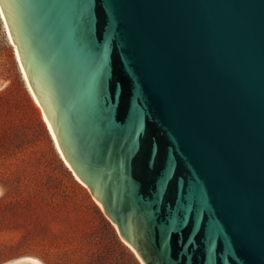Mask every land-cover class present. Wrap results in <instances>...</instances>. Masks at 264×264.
<instances>
[{
    "label": "water",
    "instance_id": "obj_1",
    "mask_svg": "<svg viewBox=\"0 0 264 264\" xmlns=\"http://www.w3.org/2000/svg\"><path fill=\"white\" fill-rule=\"evenodd\" d=\"M67 160L143 264H264V0H0Z\"/></svg>",
    "mask_w": 264,
    "mask_h": 264
},
{
    "label": "rangeland",
    "instance_id": "obj_2",
    "mask_svg": "<svg viewBox=\"0 0 264 264\" xmlns=\"http://www.w3.org/2000/svg\"><path fill=\"white\" fill-rule=\"evenodd\" d=\"M108 225L143 264L60 158L0 15V264H132Z\"/></svg>",
    "mask_w": 264,
    "mask_h": 264
},
{
    "label": "bare ground",
    "instance_id": "obj_3",
    "mask_svg": "<svg viewBox=\"0 0 264 264\" xmlns=\"http://www.w3.org/2000/svg\"><path fill=\"white\" fill-rule=\"evenodd\" d=\"M0 15H1V19H2V21H3V23H4V26H5V29H6V32H7V35H8L9 41H10V44H11V45L13 46V48H14L15 55H16V58H17V62L19 63V67H20V71H21V73H22L23 79H24L25 82H26L27 88H28V90H29V92H30L32 98L34 99V101H35V103L37 104V106H39V108L41 109L43 120H44V122H45V124H46V126H47V128H48V130H49V133H50V135H51V137H52V139H53V142H54L55 148H56V150H57V152H58L60 158L63 160V162L65 163V165H66V166H67V167L73 172L75 178H76L79 182H81L83 185H85L86 187H88V186L86 185V183L83 182L82 179H81V178L78 176V174L75 172L74 168L71 166V164H70L69 161L67 160L65 154L63 153V151H62V149H61V146H60V144H59V142H58V139H57V137H56V135H55L54 129H53V127H52V125H51V123H50V121H49V119H48V117H47V115H46V113H45V111H44V109H43V107H42V105H41V103H40V101H39L37 95H36V93L34 92L32 86H31V84H30L29 77H28V75H27V73H26V71H25V69H24V67H23V64H22V61H21V58H20V53H19L18 47L16 46V44H15L13 38H12L11 31H10V29H9V24H8V21H7L6 17H5V14H4V11H3L2 7H1V4H0ZM95 199H96V198H95ZM96 201H97V203L103 208L102 203L99 202V200H97V199H96ZM103 210H104V209H103ZM116 227H117V226H116ZM125 242H126V241H125ZM126 244H127V245H128V246H129L134 252H135V254L138 256V258L141 260L139 254L136 252V250L133 248V246H132L131 244H129L128 242H126ZM141 261H142V260H141ZM26 262H28L27 264H43L39 259L34 258V257H27V258H26Z\"/></svg>",
    "mask_w": 264,
    "mask_h": 264
},
{
    "label": "trees",
    "instance_id": "obj_4",
    "mask_svg": "<svg viewBox=\"0 0 264 264\" xmlns=\"http://www.w3.org/2000/svg\"><path fill=\"white\" fill-rule=\"evenodd\" d=\"M109 224V223H108ZM111 236H112V241L114 246L117 249H122V253L124 254V256L133 264H139L137 262V260L135 259L133 253L124 245L121 244L119 238L117 237V234L115 233V231L113 230V228L111 227V225H108Z\"/></svg>",
    "mask_w": 264,
    "mask_h": 264
}]
</instances>
